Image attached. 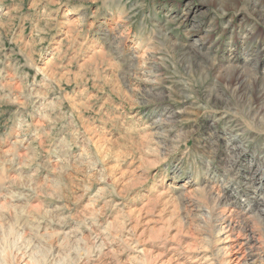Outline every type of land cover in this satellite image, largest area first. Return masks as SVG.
<instances>
[{
  "label": "rangeland",
  "instance_id": "374dc122",
  "mask_svg": "<svg viewBox=\"0 0 264 264\" xmlns=\"http://www.w3.org/2000/svg\"><path fill=\"white\" fill-rule=\"evenodd\" d=\"M0 264H264V0H0Z\"/></svg>",
  "mask_w": 264,
  "mask_h": 264
}]
</instances>
